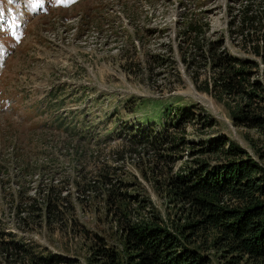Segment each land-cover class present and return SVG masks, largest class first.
Wrapping results in <instances>:
<instances>
[{
  "label": "rangeland",
  "instance_id": "374dc122",
  "mask_svg": "<svg viewBox=\"0 0 264 264\" xmlns=\"http://www.w3.org/2000/svg\"><path fill=\"white\" fill-rule=\"evenodd\" d=\"M259 4L264 16L263 0H0V59L9 56L0 78L7 108H0V264H33L31 255L50 254L95 264L102 244L130 264L128 226L181 236L198 219L171 182L214 166L215 157L202 153L214 141L235 144L264 168L263 136L237 124L247 102L221 91L205 54L212 45L254 61V78L264 81L252 46L264 26H255L251 40L241 27L246 7ZM191 23L203 26L197 39ZM162 104L171 108L167 121L179 108L195 116L163 129ZM56 112L80 138L54 126ZM144 130L153 146L142 143ZM107 164L116 179L103 185ZM36 166L42 170L31 171ZM79 173L98 177L92 191L75 187ZM50 185L64 204L51 213L41 190Z\"/></svg>",
  "mask_w": 264,
  "mask_h": 264
},
{
  "label": "trees",
  "instance_id": "16d2710c",
  "mask_svg": "<svg viewBox=\"0 0 264 264\" xmlns=\"http://www.w3.org/2000/svg\"><path fill=\"white\" fill-rule=\"evenodd\" d=\"M262 8L259 4L256 11L251 6L244 10L241 23L244 38L251 40L250 38L255 37V26H264ZM246 25H251V28H246ZM202 27L193 23L189 25L195 39L202 33ZM260 36L262 38L258 44H252L253 54L261 58L264 65V32ZM207 46V52L206 46L199 49L210 54L211 67L218 73L217 83L221 91L228 97L247 102L248 109L236 118L237 124L257 130L264 139V81L254 78L255 69H259L260 65L251 60H239L212 45ZM55 93L53 90L49 95L56 97ZM179 109L176 117L167 121L165 117L171 113V108L162 104L159 119L163 129L167 125L179 126L186 116H195L191 107ZM53 114L56 128L64 129L72 138H80L77 126H65L62 114ZM20 124L31 135L34 134L26 123ZM83 133L81 137L87 135L85 140L90 141V133L85 130ZM143 134L142 143H152L153 146L154 141L148 139L151 135L147 136L145 130ZM227 142L216 140L203 150V154L210 153L215 157L217 163L214 166H199L188 176L174 178L171 182L198 218L184 227L181 236L159 226L127 227L125 247L130 264H215L210 252L215 253L223 264H264V168L249 157L246 151ZM75 154L78 158L85 157V153L78 148ZM262 159L264 160V153ZM103 168L106 169V173L102 175L103 185L113 184L116 179V175L111 174L113 167L107 164ZM41 170V166L31 168V171ZM77 177L80 180L74 179V185L78 190L83 187L86 191H92L95 188L93 185L98 183V177H81L80 173ZM55 187L50 185L41 189L44 192L47 190L43 206L50 213L52 209H60L64 205L60 195L57 199L53 198ZM11 244L10 246L23 250L25 255L33 253L19 243ZM31 259L33 264H75L74 261L51 254L31 255ZM92 260L95 264H120L118 251L106 244L99 245Z\"/></svg>",
  "mask_w": 264,
  "mask_h": 264
}]
</instances>
